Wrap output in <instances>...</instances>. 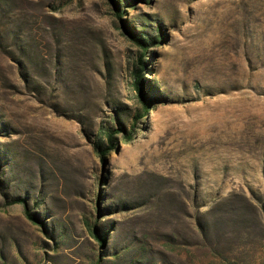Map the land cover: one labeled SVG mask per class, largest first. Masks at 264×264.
<instances>
[{
	"label": "rangeland",
	"instance_id": "obj_1",
	"mask_svg": "<svg viewBox=\"0 0 264 264\" xmlns=\"http://www.w3.org/2000/svg\"><path fill=\"white\" fill-rule=\"evenodd\" d=\"M46 263L264 264V0H0V264Z\"/></svg>",
	"mask_w": 264,
	"mask_h": 264
},
{
	"label": "trees",
	"instance_id": "obj_2",
	"mask_svg": "<svg viewBox=\"0 0 264 264\" xmlns=\"http://www.w3.org/2000/svg\"><path fill=\"white\" fill-rule=\"evenodd\" d=\"M124 10H118L117 11V16L120 18L121 15H123ZM128 37L134 41L138 46L143 48V52L140 55V58L137 60V66H136V70L134 72V88L135 90L138 92L140 99H141V110L139 113H137L134 117V121H138V118H141V115L145 114V111H147L149 109V104L145 101V97H144V92H143V88H142V73L144 71H146L147 69V64H146V60L144 59L145 53L147 51V47L150 44H154L157 43L156 39L151 41L148 38H143V36L137 35L134 32L133 28H129L126 29ZM144 35V34H142ZM151 41V42H148ZM102 133V132H100ZM104 134H106V144H104V142L100 139L98 140L95 144L94 147L96 149V152L98 153L99 157L101 158V160L104 161L105 156L112 150L115 148V138H114V133H116L115 130H107L105 132H103ZM132 139L131 134L128 133V137L126 138V141H130ZM18 202L21 203H25L24 200H16ZM25 215L26 217L35 225H38L41 229H43V222H41L37 217H35L29 210L25 209ZM91 235L97 239L98 241H100V244L103 245L104 244V238L100 237L99 233L97 231H94L93 229L91 230Z\"/></svg>",
	"mask_w": 264,
	"mask_h": 264
},
{
	"label": "built area",
	"instance_id": "obj_3",
	"mask_svg": "<svg viewBox=\"0 0 264 264\" xmlns=\"http://www.w3.org/2000/svg\"><path fill=\"white\" fill-rule=\"evenodd\" d=\"M46 264H52V263H46Z\"/></svg>",
	"mask_w": 264,
	"mask_h": 264
}]
</instances>
